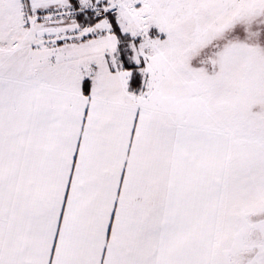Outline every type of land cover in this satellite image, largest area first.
Listing matches in <instances>:
<instances>
[{
	"label": "snow or ice",
	"instance_id": "snow-or-ice-1",
	"mask_svg": "<svg viewBox=\"0 0 264 264\" xmlns=\"http://www.w3.org/2000/svg\"><path fill=\"white\" fill-rule=\"evenodd\" d=\"M0 264H264V0H0Z\"/></svg>",
	"mask_w": 264,
	"mask_h": 264
},
{
	"label": "rangeland",
	"instance_id": "rangeland-1",
	"mask_svg": "<svg viewBox=\"0 0 264 264\" xmlns=\"http://www.w3.org/2000/svg\"><path fill=\"white\" fill-rule=\"evenodd\" d=\"M230 90L235 94L239 92V86L238 85H232Z\"/></svg>",
	"mask_w": 264,
	"mask_h": 264
}]
</instances>
